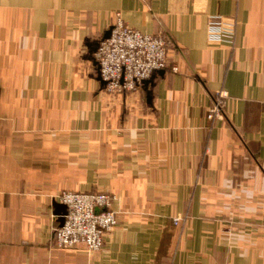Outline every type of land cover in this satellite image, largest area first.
I'll use <instances>...</instances> for the list:
<instances>
[{
    "label": "crops",
    "instance_id": "crops-1",
    "mask_svg": "<svg viewBox=\"0 0 264 264\" xmlns=\"http://www.w3.org/2000/svg\"><path fill=\"white\" fill-rule=\"evenodd\" d=\"M115 12L172 42L119 95L89 46ZM63 191L114 196L99 252L56 246ZM0 264H264V0H0Z\"/></svg>",
    "mask_w": 264,
    "mask_h": 264
},
{
    "label": "built area",
    "instance_id": "built-area-1",
    "mask_svg": "<svg viewBox=\"0 0 264 264\" xmlns=\"http://www.w3.org/2000/svg\"><path fill=\"white\" fill-rule=\"evenodd\" d=\"M108 38H100L93 53L98 76L110 94H125L142 89L154 73L166 69L170 39L161 33L143 34L128 27L119 12H115ZM207 40L211 43L234 45L235 25L220 16L208 19ZM227 105L224 91L215 93L206 118L223 119ZM114 196L107 192H61L58 201L66 207L63 225L55 230V244L60 249L83 247L88 254L99 252L104 237L117 223L112 210ZM187 216L173 219L178 226Z\"/></svg>",
    "mask_w": 264,
    "mask_h": 264
},
{
    "label": "water",
    "instance_id": "water-1",
    "mask_svg": "<svg viewBox=\"0 0 264 264\" xmlns=\"http://www.w3.org/2000/svg\"><path fill=\"white\" fill-rule=\"evenodd\" d=\"M110 33V30L108 29L105 34L103 35V38L106 39L108 38ZM162 72V71H161ZM98 80L102 83V85H105V83L100 79V77L98 76ZM55 210L57 211V215H58V228H60L65 220V216H66V207L62 204H58L56 202H54L53 204Z\"/></svg>",
    "mask_w": 264,
    "mask_h": 264
},
{
    "label": "rangeland",
    "instance_id": "rangeland-1",
    "mask_svg": "<svg viewBox=\"0 0 264 264\" xmlns=\"http://www.w3.org/2000/svg\"><path fill=\"white\" fill-rule=\"evenodd\" d=\"M99 40H100V37H98L97 40H95V42H93L91 45H89V46H91L92 51H93L94 48H96L95 45H97V43H98ZM94 46H95V47H94ZM94 51H95V49H94ZM94 51H93V53H94ZM91 64H92V65H95V63H94V61H93V55H92V57H91ZM94 67H96V66H94ZM94 69H95V68H94Z\"/></svg>",
    "mask_w": 264,
    "mask_h": 264
}]
</instances>
